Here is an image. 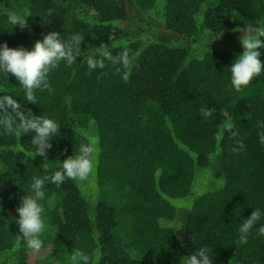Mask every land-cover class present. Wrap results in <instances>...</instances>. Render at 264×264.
I'll return each mask as SVG.
<instances>
[{
  "label": "trees",
  "instance_id": "16d2710c",
  "mask_svg": "<svg viewBox=\"0 0 264 264\" xmlns=\"http://www.w3.org/2000/svg\"><path fill=\"white\" fill-rule=\"evenodd\" d=\"M0 6L28 14V26L13 30L0 15V43L9 47L31 48L50 31L84 36L75 64L53 70L52 92L37 91L36 103L23 99L14 76H0L24 110L61 125L47 158L30 157L31 133L0 129V264H30L33 250L17 243L23 187L50 176L82 143L98 149L93 173L45 184L39 251L63 264L76 248L93 264H180L205 247L213 264H264V237L235 244L244 218L264 209V72L237 92L228 68L243 51L241 29L264 22V0ZM102 45L132 58L126 80L107 61L89 72L87 57Z\"/></svg>",
  "mask_w": 264,
  "mask_h": 264
},
{
  "label": "clouds",
  "instance_id": "9594fccd",
  "mask_svg": "<svg viewBox=\"0 0 264 264\" xmlns=\"http://www.w3.org/2000/svg\"><path fill=\"white\" fill-rule=\"evenodd\" d=\"M0 15L12 26L19 25L26 28L25 17L19 16L15 11L0 6ZM259 27L250 24L241 29L239 37L243 51L228 66L230 71V86L239 92L248 86L254 77L264 72V60H261V49H264V22L257 21ZM11 30V31H12ZM219 34L218 38L221 36ZM84 36L74 33L67 39L60 32L50 31L34 42L31 48L9 47L6 42L0 43V76L8 79L9 74L15 77L21 86L24 100L36 103V92H52L49 76L61 63L71 67L78 59L81 51L80 45ZM105 61L115 67L123 79L133 67L132 58L127 52L113 55L109 46L102 45L94 54H89L86 60L89 72L104 69ZM16 96L6 94L0 88V129L7 135L20 138L23 134H32V151L30 157L36 155L47 158V150L52 147L51 140L58 137L61 125L53 118L35 115L31 110H24L22 104L15 99ZM98 149L94 143H82L78 153L61 161L60 167L50 176H33L27 188L23 187L26 194L21 198V203L16 209L18 216L16 223L19 226L17 243L23 244L27 249L38 252L43 247L41 239L46 230L43 218L46 201L45 184L62 185L66 180L85 182L92 175L97 159ZM264 219V209L254 208V211L239 225L235 244L239 247L246 245L253 236L264 237V224L259 222ZM259 226L257 227V225ZM233 261H230L232 264ZM70 264H93V258L85 251L76 248L70 255ZM180 264H213L212 255L207 248L200 247L189 257H181Z\"/></svg>",
  "mask_w": 264,
  "mask_h": 264
},
{
  "label": "rangeland",
  "instance_id": "374dc122",
  "mask_svg": "<svg viewBox=\"0 0 264 264\" xmlns=\"http://www.w3.org/2000/svg\"><path fill=\"white\" fill-rule=\"evenodd\" d=\"M50 250L33 251L30 256V264H63L60 260L53 259Z\"/></svg>",
  "mask_w": 264,
  "mask_h": 264
}]
</instances>
